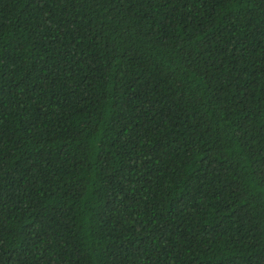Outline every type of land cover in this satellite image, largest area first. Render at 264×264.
<instances>
[{
    "label": "trees",
    "instance_id": "trees-1",
    "mask_svg": "<svg viewBox=\"0 0 264 264\" xmlns=\"http://www.w3.org/2000/svg\"><path fill=\"white\" fill-rule=\"evenodd\" d=\"M0 264H264V0H0Z\"/></svg>",
    "mask_w": 264,
    "mask_h": 264
}]
</instances>
